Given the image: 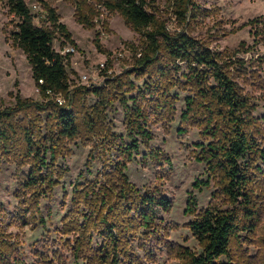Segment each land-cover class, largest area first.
I'll return each instance as SVG.
<instances>
[{"label": "trees", "instance_id": "16d2710c", "mask_svg": "<svg viewBox=\"0 0 264 264\" xmlns=\"http://www.w3.org/2000/svg\"><path fill=\"white\" fill-rule=\"evenodd\" d=\"M38 1L41 14L34 13L27 0H8L9 13L18 18L11 34L13 43L26 54L41 95L36 100L17 92L15 105L0 106V159L14 157L20 167L30 165L21 179L23 193L18 195L21 201L14 216L24 224L38 219L45 223L41 199L52 195L67 171L59 159L69 154L70 141L87 133L99 147L106 148L103 151L115 149L117 156H109V170L75 186L73 201L84 208L79 218L64 224V232L74 234L73 243L67 242L75 257L86 259L88 264H120L122 257L137 263L131 240L137 236L138 243L162 239L165 226L158 212L169 211L172 200L157 186H138L126 169L142 145L148 149L144 158L158 165L171 164L167 153L151 146L154 134L150 126L175 119L176 90H180L188 94L178 132L199 129L201 140L195 144V158L205 163L208 175L195 186H210L214 181L213 194L226 199L228 206L212 203L198 210L197 197L190 195L186 211L195 216L187 226L202 251L181 246L177 251L184 264H240L231 251L241 244V233L253 235L257 231L263 211L259 179L264 169L263 118L255 114L253 96L241 79L250 75L264 85V75L249 69L245 58L217 52L192 34L190 27L201 13L196 0H165L181 27L177 30L168 27L158 0H94L97 4L71 0L76 19L84 27L95 28L104 10L117 12L144 38L140 50L134 46L131 67L106 86H73L67 68L71 52L63 55L57 51L54 39L61 34L74 47L77 44L52 2ZM40 15L41 23L37 24L35 19ZM248 24L254 35L259 34L264 16ZM95 42L101 47L98 37ZM239 46L246 47V41ZM259 68L264 71L263 66ZM132 75L135 80L130 79ZM138 80L143 83L137 84ZM114 81L121 92L112 89ZM127 93L132 95L127 97ZM88 94L97 98L91 106L85 104ZM115 100L125 110L126 138L112 132L106 122L107 106ZM95 153L97 149L90 153L88 167ZM11 237L0 226V264H27L18 257V244Z\"/></svg>", "mask_w": 264, "mask_h": 264}, {"label": "rangeland", "instance_id": "374dc122", "mask_svg": "<svg viewBox=\"0 0 264 264\" xmlns=\"http://www.w3.org/2000/svg\"><path fill=\"white\" fill-rule=\"evenodd\" d=\"M61 15V21L66 24L77 47L58 34L54 39V48L61 54L71 52L68 72L73 86H106L109 80L128 70L134 62V46L139 50L144 44L143 35L129 26L120 13H110L104 10L95 28H86L76 19V8L71 0H50ZM96 3V1L91 0ZM32 11L41 14L38 0H27ZM160 14L167 20L171 30L181 29L165 0H158ZM201 7L199 18L193 22L192 34L203 38L217 52L236 54L245 58L250 64L249 69H257L261 75L264 71V27L259 26V34L254 35V29L249 20L264 16V0H196ZM42 15L35 19L40 24ZM18 18L9 13L8 0H0V106L16 104L15 94L20 92L23 97L41 99L39 89L33 77L31 65L22 49L13 43L12 32L16 29ZM99 38L101 47L95 42ZM247 46L240 48L241 41ZM248 46H250L248 48ZM130 79L135 80L134 76ZM245 89L253 96L256 106L255 114L263 118L264 126V85H259L250 79H241ZM115 83V81H114ZM143 80H138L141 85ZM115 93L121 92L118 84L112 87ZM13 92V95L11 94ZM177 112L172 122H159L151 125L154 139L151 146L160 148L171 158V164L158 165L150 158H144L148 149L142 145L140 154L135 155L128 163L126 173L138 186H157L172 200L169 211H159V219L163 220L165 231L162 239L138 243V236L131 240L132 255L137 263H128L124 257L120 264H184L177 247H188L196 252L202 248L187 224L194 219L187 212L188 199L195 195L198 200L197 209L207 208L210 204H218L226 208L228 203L223 197L213 194L216 186L210 181V186L195 184L207 180L206 165L195 158V144L201 140L199 129L190 128L186 134H179L180 115L185 109V96L188 92L178 91ZM135 94V93H134ZM132 93H127L130 97ZM59 100L64 102V98ZM97 98L88 94L85 104H95ZM131 104L132 101H129ZM43 118L46 113H41ZM125 110L119 100L107 106L106 122L112 132L127 137L125 128ZM264 147V136L262 139ZM70 152L59 159V164L67 168L66 173L55 186L49 198L42 197L40 209L45 223L38 219L36 223L24 224L14 213L20 205L21 179L30 170V165L20 167L14 157L0 159V226L18 244V257L27 264H88L86 259L75 257L71 245L73 233L64 232L67 220L81 216L83 206L78 207L73 201L74 188L78 184L92 181L100 171L109 170L110 157L116 158L117 151L105 152L94 138L87 133L68 143ZM97 149L96 158L87 166L91 152ZM89 170V171H87ZM83 174V177L81 176ZM260 199L263 211L253 235L241 233V244L234 245L232 254L240 264H262L264 255V169L260 176ZM28 193L24 194L27 196ZM26 198V197H24ZM247 238V239H246ZM71 239V240H70ZM97 241H100L97 240ZM145 247L143 248L142 245ZM169 244V246L167 245ZM226 259V257H223ZM13 262V261H12ZM14 263V262H13ZM15 264V263H14Z\"/></svg>", "mask_w": 264, "mask_h": 264}, {"label": "built area", "instance_id": "2783aa9c", "mask_svg": "<svg viewBox=\"0 0 264 264\" xmlns=\"http://www.w3.org/2000/svg\"><path fill=\"white\" fill-rule=\"evenodd\" d=\"M60 102H62V100H59Z\"/></svg>", "mask_w": 264, "mask_h": 264}]
</instances>
